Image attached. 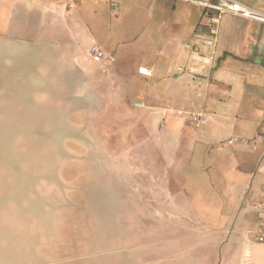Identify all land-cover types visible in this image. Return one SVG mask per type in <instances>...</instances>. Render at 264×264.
I'll return each mask as SVG.
<instances>
[{"label":"crops","instance_id":"1","mask_svg":"<svg viewBox=\"0 0 264 264\" xmlns=\"http://www.w3.org/2000/svg\"><path fill=\"white\" fill-rule=\"evenodd\" d=\"M210 1L170 0V6L139 7L133 11V27L140 34L132 40L117 34L113 44L111 36L103 37L95 26L104 18L95 0H0V71L35 82L64 79L69 94L106 89L120 102L118 108L154 126L156 114L148 111L172 113L184 106L202 110L222 92L257 95L264 90V24L223 16L210 53L198 4ZM237 1L264 13V0ZM186 2L194 3L196 10L185 7ZM115 17L122 22L123 15ZM93 46L105 55L101 63L86 58ZM141 68L152 77L140 75ZM240 101L218 104L229 114L205 117L195 144L206 145L214 137L209 129L217 131L216 123L223 141L239 132L247 135L248 144L230 146L227 153L206 149L143 157L148 167L137 171L154 176L146 189L164 193L163 259L156 260L150 250H117L110 264H264V246L255 242L260 213L250 206L264 202V103L249 105L252 112L246 116L238 112ZM186 124L177 122L180 128ZM185 159L202 160L196 172L200 180L189 176ZM204 179L205 194L197 189ZM143 188L139 184L138 189ZM202 206L210 208L211 215L200 217L195 208Z\"/></svg>","mask_w":264,"mask_h":264},{"label":"rangeland","instance_id":"2","mask_svg":"<svg viewBox=\"0 0 264 264\" xmlns=\"http://www.w3.org/2000/svg\"><path fill=\"white\" fill-rule=\"evenodd\" d=\"M95 1L104 16L95 26L113 44L117 34L126 40L140 34L133 27L135 9L170 6V0ZM184 4L196 10L194 3ZM116 14L123 15L122 22ZM39 80L0 71V264H110L117 250H150L162 262L164 193L146 189L154 176L137 171L148 167L143 157L206 149L227 153L228 140L247 135L236 132L223 141L216 123V132L209 129L214 137L206 145L195 144L202 121L219 114L221 103L242 99L238 112L246 116L252 112L249 105L264 103L263 89L252 96L222 92L202 110L184 106L172 113L148 111L156 114L154 126L118 108L120 102L106 89L69 94L64 79ZM193 114L201 116L198 128L189 117ZM178 120L187 124L180 128ZM57 127L70 132L62 147L50 138ZM184 162L189 176L200 180L196 172L202 160ZM205 181L197 186L204 194ZM139 184L144 188L138 189ZM195 211L200 217L211 215L204 206Z\"/></svg>","mask_w":264,"mask_h":264},{"label":"built area","instance_id":"3","mask_svg":"<svg viewBox=\"0 0 264 264\" xmlns=\"http://www.w3.org/2000/svg\"><path fill=\"white\" fill-rule=\"evenodd\" d=\"M19 1V0H14ZM109 1V0H107ZM198 4L203 8V27L207 31L209 38L205 41V45L208 51L211 53L214 49L220 22L225 15H233L241 17L253 22H258L264 24V13L256 10L252 7L246 6L237 0H211L210 2H198ZM115 9L116 4H111ZM187 49L195 53L194 48L191 46H186ZM105 55L102 49L98 46L91 47L86 52V58L93 63H101ZM183 72V69H179ZM139 74L145 77H152V72L147 68L139 69ZM195 83H200L197 79H194ZM179 115H183L182 112H178ZM193 120L195 127L198 128L201 123L200 115H189ZM227 144L229 146H235L238 144H248V140L245 138H231L228 140ZM261 196H264V189L260 192ZM248 202V198H245V205ZM249 205V202H248ZM251 207L255 208L260 213L259 224L256 229L255 242L264 246V202L256 201L251 203Z\"/></svg>","mask_w":264,"mask_h":264},{"label":"water","instance_id":"4","mask_svg":"<svg viewBox=\"0 0 264 264\" xmlns=\"http://www.w3.org/2000/svg\"><path fill=\"white\" fill-rule=\"evenodd\" d=\"M69 133L70 132L66 127H57L50 135V138L57 144L58 147H62L63 140ZM6 159L10 160L9 156H6Z\"/></svg>","mask_w":264,"mask_h":264}]
</instances>
